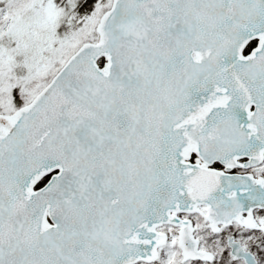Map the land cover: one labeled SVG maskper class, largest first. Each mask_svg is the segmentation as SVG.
Segmentation results:
<instances>
[{"label":"snow or ice","instance_id":"1","mask_svg":"<svg viewBox=\"0 0 264 264\" xmlns=\"http://www.w3.org/2000/svg\"><path fill=\"white\" fill-rule=\"evenodd\" d=\"M0 264H264V0H0Z\"/></svg>","mask_w":264,"mask_h":264}]
</instances>
